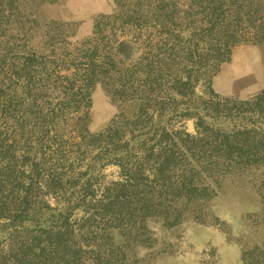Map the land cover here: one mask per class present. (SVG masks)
I'll return each mask as SVG.
<instances>
[{
    "label": "rangeland",
    "instance_id": "374dc122",
    "mask_svg": "<svg viewBox=\"0 0 264 264\" xmlns=\"http://www.w3.org/2000/svg\"><path fill=\"white\" fill-rule=\"evenodd\" d=\"M154 1L174 17L135 0H0V264L66 208L86 264L97 249L112 264H264L263 135L234 137L264 90V0H223L224 31L200 56L188 30L205 15L186 9L218 0ZM186 178L207 190L182 205L169 190L164 209ZM152 189L145 214L115 202Z\"/></svg>",
    "mask_w": 264,
    "mask_h": 264
},
{
    "label": "trees",
    "instance_id": "16d2710c",
    "mask_svg": "<svg viewBox=\"0 0 264 264\" xmlns=\"http://www.w3.org/2000/svg\"><path fill=\"white\" fill-rule=\"evenodd\" d=\"M143 3L146 5L148 9L149 14H154L157 17L163 18L166 21H169L168 19L170 17H174V12H176L175 7L168 8L164 3L161 1H154V0H135L136 6L140 3ZM117 3V2H116ZM119 5V1L117 3ZM228 6L224 5L223 0H218L215 4L209 5L208 3L204 6L199 5L198 7H193V5H189L186 11H198L205 15L204 18H202L198 25H194L191 29L188 30L191 36L193 38L197 39L196 42L192 45H189V42H187V48L186 50L190 52L196 53L198 56H200V52L203 51L202 45L199 47L200 44H203L205 37H214L216 34H220L224 31V21H225V15L228 10ZM138 13H136L137 15ZM153 17V16H151ZM163 21L161 20L158 24V27L160 30H163L165 27ZM170 35H175L176 39H179V36L181 34V31H175L174 29L168 30ZM228 32V31H227ZM180 46L178 42H172V44L169 46V53L168 55L165 54L166 60L168 62H172L175 65H179L178 60L176 59V51L177 48ZM207 51V50H206ZM190 52L187 54L190 58H192V55ZM177 60V61H176ZM167 63V62H166ZM167 65V64H166ZM180 82V81H179ZM196 83V81H195ZM181 85L189 86L191 85V90L195 87L194 83L192 85L191 78L187 77V80ZM137 88V87H136ZM183 98V96H181ZM216 106L219 104H215ZM250 105L249 108L245 111H243L246 116V123L242 125V128L240 130H235L234 137H243L249 135V131L256 132L260 135H263L262 141L260 143V146H264V90L261 91L257 97L253 100L252 103L248 104ZM185 109L189 110L188 107H185ZM198 123L196 124L197 128H201V118L197 117ZM239 139V138H238ZM229 141V140H228ZM163 153L167 157H173L174 154L172 153V150H163ZM121 158V157H119ZM117 160V159H116ZM116 162L122 169V171H126V177L128 180L131 179L134 172H131V169H127V166L124 167V163L118 159ZM168 162L164 161L160 163V167L156 170V172L152 173L153 177L157 175H163L166 176L169 172L168 169ZM142 175V173H141ZM151 176V174H149ZM172 186V185H170ZM174 191L176 194L177 202L180 201V204H184L185 201H190L192 198H198L199 193H196L197 191H205L207 188H200L196 187L195 183L192 178H186L182 183H177L173 188L167 189L162 192V197L164 198L163 201L160 202L161 206L165 209L167 206L165 204L167 198H169L168 194L170 191ZM159 192V193H158ZM178 192V193H177ZM155 194H158V196H161V190L156 191V189H152V191L144 192L145 196H142L141 202L139 205L134 206V200L132 201L128 197H122L120 199V202L117 200L115 202L122 205L125 209H130V211L137 210L139 213L145 214L147 211V208L149 209L150 206H154V200L156 197ZM137 195V194H136ZM174 195V194H173ZM199 195V196H198ZM171 196V195H170ZM186 196V197H185ZM173 197V196H172ZM175 199V198H172ZM175 205L174 200L169 201V203H172ZM148 205L146 206L145 204ZM178 204V203H177ZM179 205V206H181ZM177 207V205H175ZM178 206V207H179ZM170 208V207H169ZM69 209H63L59 213H57L58 221L55 224V227H53L51 230H55L53 233H50L51 236H49L47 239H40L36 237V242L32 241L29 245H21L16 250L17 253L13 252L10 257L3 259L4 264H86L83 262L80 258V256L77 255L76 252H73L72 246H75L74 242L69 243V239L67 237H64L65 233L62 230H66L68 227V216L67 211ZM122 214V213H120ZM131 216V215H130ZM173 217L167 216L166 220H168L169 225H176L179 223V218L181 217L179 214H173ZM111 217V216H110ZM106 220V222H108ZM78 248V247H77ZM80 250V248H79ZM97 254H95L94 260H92L96 264H112L111 261H114L115 255L113 251H110L109 254L106 252H102L99 249H97ZM13 256L12 260H9ZM115 264V263H114Z\"/></svg>",
    "mask_w": 264,
    "mask_h": 264
}]
</instances>
